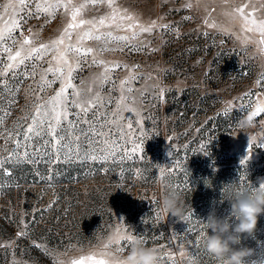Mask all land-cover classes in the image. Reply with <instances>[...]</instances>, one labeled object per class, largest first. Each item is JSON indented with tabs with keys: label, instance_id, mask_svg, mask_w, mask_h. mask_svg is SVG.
<instances>
[{
	"label": "rangeland",
	"instance_id": "374dc122",
	"mask_svg": "<svg viewBox=\"0 0 264 264\" xmlns=\"http://www.w3.org/2000/svg\"><path fill=\"white\" fill-rule=\"evenodd\" d=\"M6 2L0 0V28L8 19L3 11ZM117 2L141 22L155 20L158 25L130 44L111 45L114 51L94 54L128 66L110 73L113 83L105 88H111L114 96H120L121 80L130 75L139 78L131 83L134 91L127 95L130 102L133 97L143 101L136 104L140 115L133 121V129H126L129 135L113 159L52 164L21 161L11 177H0V244L5 245L0 247V264H71L81 258H85L84 264L99 260L111 264L130 250V245L122 252H115L117 245L104 247L117 228L143 234L145 246L159 248L164 254L163 264H223L205 250V236L211 233L204 221L211 212L228 216L237 195L264 183V112L254 118L251 128L242 132L237 127L254 111L250 103H264V45L258 43V34L242 33L221 15L220 8L228 6L223 0H201L199 8L191 9L184 7L186 0ZM205 6L217 7L213 13L217 28L205 23ZM106 11L104 5H96L85 15L98 17ZM68 20L63 10L54 17L29 15L23 28L13 34L23 39L35 33L36 45L47 43L61 34ZM165 24L170 28L161 27ZM132 31L138 29L115 34L130 36ZM246 36L252 39L246 40ZM85 46L100 45L86 41ZM2 47L0 59L8 63ZM51 55L38 63L47 67ZM102 71L103 66L82 64L74 73V84L86 88L90 77ZM177 81L182 82L179 88L175 87ZM33 83L31 77L23 81L5 127H13L14 121L31 110ZM60 86L57 82L40 93L41 97L47 99ZM125 115L131 118L130 113ZM253 138L256 146L241 165ZM140 142L141 150L133 152ZM4 144L0 139V146ZM161 168L166 169L163 180ZM48 176L53 177L51 181ZM170 191L182 197L183 220L161 211V198ZM231 222L236 223L234 218ZM257 228L254 237L242 241L241 246L253 250L248 264L260 259L264 216ZM22 230L25 236L18 235ZM88 256L93 260L88 261Z\"/></svg>",
	"mask_w": 264,
	"mask_h": 264
},
{
	"label": "snow or ice",
	"instance_id": "6c2138e0",
	"mask_svg": "<svg viewBox=\"0 0 264 264\" xmlns=\"http://www.w3.org/2000/svg\"><path fill=\"white\" fill-rule=\"evenodd\" d=\"M223 2L228 6L220 8L219 13L228 17L242 33L258 34V43L264 45V0H260L259 3L254 0H238V2L223 0ZM200 3L201 0H186L184 7L199 8ZM96 5H104L108 11L98 17H87L85 13ZM30 7L34 8V11L29 12ZM9 8L12 9L11 13L8 12ZM61 10L68 15L69 20L55 39L36 45L38 37L35 33L24 36L23 39H18L13 34L17 29L23 28L29 15L37 18L40 14L54 17ZM3 11L8 15V19L0 28V46H3L2 51L7 53L8 63L0 59V65H3V68H0V139L5 140V144L0 146V177L4 174L11 177L14 166H18L21 161L32 163L46 161L52 164L73 160L104 162L115 158L123 147L121 141L129 135L126 129H133V121L140 115L136 104L137 101L139 103L143 101L133 97L130 102L127 95L134 91L131 83L139 78L130 75L121 80L120 96H114L111 88H105L106 84L113 83L110 73L116 67L128 66L98 59L94 54L114 51L115 48L110 47L111 45L122 42L130 44L141 34L151 33L156 29L157 22L155 20L141 22L138 16L123 8L117 0H7L3 4ZM204 12L205 23L211 28H217L213 16V13L217 12V7L205 6ZM124 21L128 23L125 24ZM161 27L167 29L170 25L165 24ZM103 28L111 30L102 31ZM131 29L138 31H132L130 36L115 34L121 30ZM74 35L75 39H73ZM245 39L251 40L252 37L246 36ZM9 41L11 44L8 43ZM86 41L98 42L100 46L95 48L85 46ZM261 51L264 52V49ZM50 53L52 55L47 67H43L38 62L43 61ZM90 56L92 58L89 61ZM82 64L103 66L102 72L90 77L89 86L86 88L74 84L76 79L74 73ZM18 69L22 70L18 71ZM29 77L34 82L30 86L33 94L32 108L14 121L13 127L7 128L6 119L12 114V106L18 102L16 95L23 81ZM57 82L60 83V88L47 99L42 98L40 93ZM135 91L143 95L142 90ZM262 112H264V103L255 107L250 118L254 121V118L259 117ZM125 113H130L131 118ZM141 143L133 147V152L141 150ZM9 144L12 146L9 147ZM255 146L253 138L247 149L248 155L241 160V165L246 163ZM160 171L163 180L166 169L161 168ZM52 178L48 176L46 179L51 181ZM48 186L53 185L49 183ZM18 235L25 236L26 233L22 230ZM133 237L145 241L143 234L136 235L117 228L104 247L117 245L115 252H122L131 244ZM4 246L0 244V247ZM8 246H11V242ZM180 254L184 255L183 252ZM105 255H114V253H105ZM86 259L92 261L93 257L88 256ZM84 262L85 258H81L71 261V264H84ZM14 264L19 262L14 261ZM96 264H104V260L96 261ZM111 264H121V261L114 259ZM252 264H264V245L260 249L259 261H252Z\"/></svg>",
	"mask_w": 264,
	"mask_h": 264
},
{
	"label": "clouds",
	"instance_id": "9594fccd",
	"mask_svg": "<svg viewBox=\"0 0 264 264\" xmlns=\"http://www.w3.org/2000/svg\"><path fill=\"white\" fill-rule=\"evenodd\" d=\"M182 82L177 81L179 88ZM251 112L244 116L237 127L243 132L253 126ZM161 211L180 220L185 219V207L182 197L175 191H170L161 198ZM264 216V183L255 187L249 193L237 195L230 204L228 216L218 217L215 212L209 213L204 227L210 231L205 236L206 252L223 264H248L253 250L241 246L244 239L252 238L256 234L259 219ZM236 223L233 224L231 219ZM163 253L159 248L145 246L142 239L133 237L130 250L123 256L121 264H163Z\"/></svg>",
	"mask_w": 264,
	"mask_h": 264
},
{
	"label": "built area",
	"instance_id": "2783aa9c",
	"mask_svg": "<svg viewBox=\"0 0 264 264\" xmlns=\"http://www.w3.org/2000/svg\"><path fill=\"white\" fill-rule=\"evenodd\" d=\"M255 107H256V104H255V103H250V104H249V108H250V109H254Z\"/></svg>",
	"mask_w": 264,
	"mask_h": 264
}]
</instances>
